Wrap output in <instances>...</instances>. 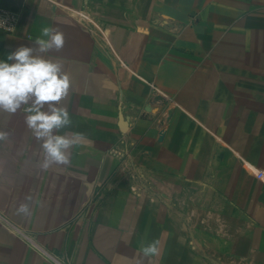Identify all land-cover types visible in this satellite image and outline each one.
<instances>
[{
  "label": "crops",
  "instance_id": "1",
  "mask_svg": "<svg viewBox=\"0 0 264 264\" xmlns=\"http://www.w3.org/2000/svg\"><path fill=\"white\" fill-rule=\"evenodd\" d=\"M0 10L21 17L0 30V58L63 32L36 54L69 76L56 103L76 141L44 168L22 108L0 110V264H53L39 247L72 264H264V0Z\"/></svg>",
  "mask_w": 264,
  "mask_h": 264
},
{
  "label": "clouds",
  "instance_id": "2",
  "mask_svg": "<svg viewBox=\"0 0 264 264\" xmlns=\"http://www.w3.org/2000/svg\"><path fill=\"white\" fill-rule=\"evenodd\" d=\"M63 45V32L44 27L42 37L29 38L28 43L0 58V110L16 113L22 108L27 127L41 142L44 168L66 162L67 151L76 142L60 133L71 124V118L68 109L56 103L68 95L69 76L57 60L36 54L59 50ZM7 135L0 131V139ZM27 207L21 204L20 211H27ZM142 251L146 256L155 254L156 242L147 244Z\"/></svg>",
  "mask_w": 264,
  "mask_h": 264
},
{
  "label": "built area",
  "instance_id": "3",
  "mask_svg": "<svg viewBox=\"0 0 264 264\" xmlns=\"http://www.w3.org/2000/svg\"><path fill=\"white\" fill-rule=\"evenodd\" d=\"M20 22L21 17L19 14L12 11L0 10V30L8 34H14L18 30ZM39 251L53 264H72L67 259L59 257L42 247H39Z\"/></svg>",
  "mask_w": 264,
  "mask_h": 264
}]
</instances>
